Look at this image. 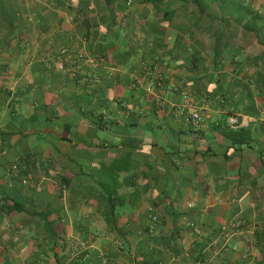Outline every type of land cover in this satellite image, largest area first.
I'll list each match as a JSON object with an SVG mask.
<instances>
[{"label":"crops","instance_id":"0c3cea01","mask_svg":"<svg viewBox=\"0 0 264 264\" xmlns=\"http://www.w3.org/2000/svg\"><path fill=\"white\" fill-rule=\"evenodd\" d=\"M127 1L0 0V264H264V0Z\"/></svg>","mask_w":264,"mask_h":264},{"label":"built area","instance_id":"2783aa9c","mask_svg":"<svg viewBox=\"0 0 264 264\" xmlns=\"http://www.w3.org/2000/svg\"><path fill=\"white\" fill-rule=\"evenodd\" d=\"M133 3V0H128L127 1V5L128 6H131ZM65 67V63H60L59 65V68L63 69ZM204 118L205 116L200 112V111H192L189 113V115L187 116L186 118V121L188 123H191L193 124L195 127H200L201 123L204 121ZM237 119L235 117H230L229 118V124L233 127L236 126L237 124ZM20 171V165L18 163H14L11 167V170H10V175L11 176H15L17 175V173ZM21 182L23 184H27L29 182V178H26V177H22L21 178ZM187 206L188 207H193L194 206V203L192 201L188 202L187 203ZM154 219H156V217H154ZM193 225V224H192Z\"/></svg>","mask_w":264,"mask_h":264},{"label":"trees","instance_id":"16d2710c","mask_svg":"<svg viewBox=\"0 0 264 264\" xmlns=\"http://www.w3.org/2000/svg\"><path fill=\"white\" fill-rule=\"evenodd\" d=\"M225 133L231 139L244 141L246 138L245 136L249 134V130L248 129H239L238 131H236V130L228 129ZM238 136H240L241 138L238 139Z\"/></svg>","mask_w":264,"mask_h":264}]
</instances>
